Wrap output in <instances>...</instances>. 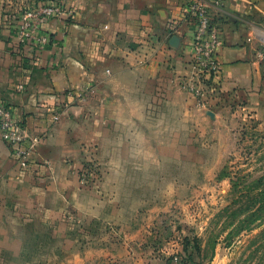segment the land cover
<instances>
[{
    "label": "crops",
    "instance_id": "crops-1",
    "mask_svg": "<svg viewBox=\"0 0 264 264\" xmlns=\"http://www.w3.org/2000/svg\"><path fill=\"white\" fill-rule=\"evenodd\" d=\"M30 1L0 0V104L40 138L25 168L0 139V264H167L182 247L153 242L178 169L157 156L171 143L161 133L221 119L186 90V0H59L72 15L42 27L44 45L15 32ZM210 14L222 40L216 81L256 106L264 0H226ZM92 157L102 178L83 185Z\"/></svg>",
    "mask_w": 264,
    "mask_h": 264
},
{
    "label": "rangeland",
    "instance_id": "rangeland-1",
    "mask_svg": "<svg viewBox=\"0 0 264 264\" xmlns=\"http://www.w3.org/2000/svg\"><path fill=\"white\" fill-rule=\"evenodd\" d=\"M259 53L264 67V45ZM213 95L211 105L197 103L221 118L204 125V132L161 133V141L170 138L171 143L162 142L157 156L176 162L178 169L170 192L174 200L163 207L153 242L182 247L167 264H174L173 255L179 264L187 256L191 264H264V91L256 106L243 95L222 90ZM83 168L89 182L98 185V160H86Z\"/></svg>",
    "mask_w": 264,
    "mask_h": 264
},
{
    "label": "built area",
    "instance_id": "built-area-1",
    "mask_svg": "<svg viewBox=\"0 0 264 264\" xmlns=\"http://www.w3.org/2000/svg\"><path fill=\"white\" fill-rule=\"evenodd\" d=\"M226 0H186L185 20L195 28L191 42V65L193 74L186 85L191 90L197 103L210 104L209 99L221 93L216 81L221 65L217 54L222 46L220 29L213 23L210 9H220ZM72 12L59 0H31L23 4L16 16L15 32L20 43L47 44L49 39L42 33V27L50 20L63 21ZM23 87L18 86L21 90ZM57 116L54 117L57 120ZM0 139L11 148L18 164L25 168L30 156L39 143V137H29L20 121L13 118L11 112L0 104ZM91 175L93 170L91 169ZM87 169L81 170L80 181L89 182ZM179 264L180 258H170Z\"/></svg>",
    "mask_w": 264,
    "mask_h": 264
},
{
    "label": "trees",
    "instance_id": "trees-1",
    "mask_svg": "<svg viewBox=\"0 0 264 264\" xmlns=\"http://www.w3.org/2000/svg\"><path fill=\"white\" fill-rule=\"evenodd\" d=\"M182 264H191L190 263V259H189V256H187V258L186 259H182L181 258V261H180Z\"/></svg>",
    "mask_w": 264,
    "mask_h": 264
}]
</instances>
